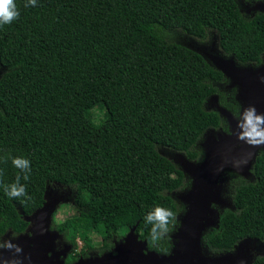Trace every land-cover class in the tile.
Here are the masks:
<instances>
[{"label": "trees", "instance_id": "trees-1", "mask_svg": "<svg viewBox=\"0 0 264 264\" xmlns=\"http://www.w3.org/2000/svg\"><path fill=\"white\" fill-rule=\"evenodd\" d=\"M240 0H16L19 18L0 26V181L13 183L12 157L31 161L26 197L0 188V237L24 233L46 203L50 184L75 191L77 216L55 226L82 252H111L132 229L148 249L168 254V237L151 243L145 216L157 205L181 209L168 193L185 174L158 147L201 160L194 148L210 128L225 123L206 103L226 77L200 53L168 42L157 31L179 29L220 46L243 65L263 62L264 13L247 16ZM259 2L261 0H243ZM105 108L93 122L92 110ZM7 160V162H4ZM253 182L232 174L235 211L205 234L212 254L232 253L244 240L264 242V151ZM21 176L23 174L21 173ZM98 234L102 246L94 245ZM76 257L81 254L76 253ZM252 264H264V256Z\"/></svg>", "mask_w": 264, "mask_h": 264}, {"label": "water", "instance_id": "water-1", "mask_svg": "<svg viewBox=\"0 0 264 264\" xmlns=\"http://www.w3.org/2000/svg\"><path fill=\"white\" fill-rule=\"evenodd\" d=\"M256 9L258 12L264 13V3L256 5ZM235 59L234 57L224 61L222 68H215L232 81L233 86L237 87V99L242 103L243 109L251 106L255 107L258 114H264V65L258 68L245 67L238 65ZM212 99L218 103V96H213ZM217 110L221 117L228 121L231 134H220L218 142H214L215 140L206 141L204 143L206 159L202 163L182 160L183 171L193 179V187L183 198L188 211L183 215L178 233L174 237L176 243L172 254L162 255L155 251H149L148 243L140 240L136 234V228H134L123 241L118 242L120 244H117L114 249L116 254H113V250L111 254H105L91 264H249L247 259L239 263L231 256V253L222 257H212L204 253L203 238L205 234L219 226V222L215 220L217 211L214 206L227 203L222 195L223 187L220 185L222 175L228 170L237 173L244 179L250 178L253 176L252 170L258 152L260 149L264 150V146L250 147L239 140L240 130L237 127V118L226 108L217 106ZM245 160L247 163H243ZM238 162L239 166H237ZM47 193L44 207L33 217H27L26 220L35 222V237L41 234L47 238L49 236L52 240L55 239V236L48 229L58 202L47 201ZM37 215L38 218L34 220L33 218ZM247 241L252 240L248 239ZM21 249L23 252L19 253L15 264L47 263L46 251L40 246L30 249L25 245ZM1 261L0 264H2ZM80 264L85 263L81 262Z\"/></svg>", "mask_w": 264, "mask_h": 264}, {"label": "rangeland", "instance_id": "rangeland-1", "mask_svg": "<svg viewBox=\"0 0 264 264\" xmlns=\"http://www.w3.org/2000/svg\"><path fill=\"white\" fill-rule=\"evenodd\" d=\"M259 2H264V0H261ZM259 2H245L243 0L239 1L240 7L242 12H244L247 16H253L258 12V9H256V5L259 4ZM157 31L159 34L166 39L168 42H173L177 43L180 45H183L187 48H190L192 50H195L199 53H201L203 56L206 57L208 62L214 66V67H219L222 68L223 62L230 60L234 58L233 56H228L226 53L222 50L220 46V37L217 32H211L209 34V37L206 41H201L198 40L192 36L187 35L184 33L182 30L179 29H174V30H167L164 29L160 26H157ZM236 60V59H235ZM238 65L245 66V67H253L254 64L250 65H243L240 64L236 60ZM8 69H5L4 67L0 66V79L7 73ZM223 91L226 90V92L231 93L233 90V85L232 81H228L223 88H221ZM235 93H231V95ZM238 95V94H237ZM206 109L207 111H217V103L214 100H209L206 103ZM105 108L98 105L92 110V115H93V122L97 125L101 124L104 122L105 118ZM217 132H220L219 130H215L213 128H210L205 132L203 135L202 139L199 141V143L196 145L194 148L195 151H199L202 156V160L206 159V152L204 149V143L206 142V138L214 133L213 135H216ZM158 152L171 160L180 170L183 171V159H187L190 162H195L200 164L197 161H193L189 159V157L186 155V153L178 152L169 148H164V147H158ZM184 173V171H183ZM185 174V173H184ZM228 174V175H227ZM232 174H236L234 172L230 171H225L223 176L221 177V180L225 183L223 187V198L227 201L225 205H220L216 211H217V216L215 217L216 222H220L221 217L224 215L226 211H235V206H234V188L236 185L233 184L232 182ZM224 177V178H223ZM247 182H253L255 180L254 176H251L248 179H245ZM193 187V179L185 174V181L183 184V187L178 189L177 191L173 193H168L170 194L177 202L179 209H181L180 214L177 216V225L175 226L174 230L170 232L169 236L172 240H174L175 235L178 233V230L180 228V221L184 217L183 215L186 214L187 206L183 201V198L192 190ZM48 198L47 201H57V209L55 211V218H52L51 224L55 223V226L63 223L67 219H70L72 217L77 216V207L75 206V198H76V193L73 189L68 188V187H62L60 185H55V184H50L48 186ZM210 231V230H209ZM208 233V232H207ZM15 238L11 235L8 234L2 238H0V241H11L14 240ZM92 239L94 242V245L96 247H101L102 246V239L98 234L92 235ZM115 243L118 242V240L115 239ZM120 242V241H119ZM84 247V243L82 240L77 241V246L74 248V253L82 254V257L86 255V253L82 252V249ZM90 253L89 255H93L94 251L87 252ZM204 253L208 256L212 257H222L226 256L227 254H212L207 247L204 246ZM240 253V254H239ZM232 257L238 262L249 261V264L255 261L257 258H260L264 256V242H259V241H241L237 244L235 247L234 251L231 253Z\"/></svg>", "mask_w": 264, "mask_h": 264}, {"label": "clouds", "instance_id": "clouds-1", "mask_svg": "<svg viewBox=\"0 0 264 264\" xmlns=\"http://www.w3.org/2000/svg\"><path fill=\"white\" fill-rule=\"evenodd\" d=\"M35 6L36 0H28L24 6ZM20 12L17 8L16 0H0V26L11 24L19 18ZM237 127L240 130L238 139L248 144L250 147L264 146V114H258L255 107L243 109L237 117ZM13 167L19 170L13 183L4 184L0 181V188H3L5 194L10 199L26 197V185L21 183V179L27 181L31 173V161L25 157H12ZM4 162H7L5 160ZM247 163V161H243ZM239 166V162L237 163ZM21 173L23 176H21ZM176 222L174 212L166 207L157 205L146 216L145 223L151 225L149 240L155 243L170 232V226ZM3 250H15L16 253H22L23 250L18 245H13L11 241H0V260L3 259ZM3 264H11L9 260H4Z\"/></svg>", "mask_w": 264, "mask_h": 264}, {"label": "flooded vegetation", "instance_id": "flooded-vegetation-1", "mask_svg": "<svg viewBox=\"0 0 264 264\" xmlns=\"http://www.w3.org/2000/svg\"><path fill=\"white\" fill-rule=\"evenodd\" d=\"M260 3H264V2H259V4ZM262 65H264V57H263V62L260 65L254 64V66L257 67V68L262 66ZM228 81L229 80L226 78V82L224 84H220L219 85V89H220V91L225 93V95L227 96L229 101H232L233 104L236 105V107L238 109L237 114L233 113V112H232V114L237 118L239 116L240 112L243 109V105L237 99L238 89H237L236 86H233V90L231 92V93L234 92L235 95L234 94L231 95V93L226 92V90L223 91L221 89V88H223L225 86V84ZM210 99L213 100L212 97ZM217 106L226 108V107L221 105L219 96H218ZM227 110H229V109H227ZM217 112H218V110H217ZM223 120L225 121V123H223V125L221 127L213 128L215 130H219L220 132H217L216 135H213L214 133L210 134L206 138V141L209 142V141H214L215 140L214 142H218L220 134H225V133L231 134V129H230V125H229L228 121L225 118H223ZM262 151H264V150L260 149L259 152H258V155ZM204 160L205 159H203V160L201 159V161H198V162L202 163ZM224 184L225 183L221 180L220 181V185L222 187H224ZM218 207H219L218 205H215L214 206L215 210ZM55 215L56 214H54L53 218H55ZM37 218H38V215L35 216L33 219L35 220ZM29 223H30V225L28 226L27 230L24 233L16 234V233H14L12 231H9L6 234H4L3 236H1L0 238L6 236L8 234H11L15 238L14 240H11V243L13 245H18L20 248L24 247L25 245L28 246L30 249H34V248H37V246H40L42 249H44V251H46V260H47L46 264H80L81 262H83L85 264H91L93 261H98V259L103 257L105 254H111L112 251L115 249L116 245L120 244L118 242L115 243V247H114V249L111 252H106V253H104L102 255L99 254V251H94L93 255H89L90 253H86V255L83 256V257H82V254L79 255L78 257H76V255H75L76 253H74V245L71 243V241H70V239H69V237L67 235H65V234L61 233L59 230L55 229V223L51 224L49 226V229H48V231L52 235L55 236V239H52V240H50L49 236L47 238V237H45V236H43L41 234L35 237L34 236V228H35L36 224H35V222H29ZM25 238H26V240H25ZM123 240H121V241H123ZM175 243H176V241L173 240L174 246H175ZM173 249H172V251H173ZM149 251H151V250H149ZM172 251H170V253H168V254H162V255H171ZM3 252H5V253H3ZM3 252H2L3 259L1 261L2 264H3L4 260H9L11 262V264H15L16 261L19 258V254L15 255L16 254L15 250H11V251L7 250V252H6V250H3ZM113 254H116L115 250H114Z\"/></svg>", "mask_w": 264, "mask_h": 264}]
</instances>
